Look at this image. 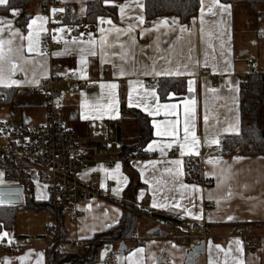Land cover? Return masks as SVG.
I'll use <instances>...</instances> for the list:
<instances>
[{
  "label": "crops",
  "instance_id": "crops-1",
  "mask_svg": "<svg viewBox=\"0 0 264 264\" xmlns=\"http://www.w3.org/2000/svg\"><path fill=\"white\" fill-rule=\"evenodd\" d=\"M47 1L51 0H26V7L0 14V39L5 42L0 62L5 83H0V92L9 93L7 100L0 99V129L11 124L40 125L45 94L39 83L73 71L86 83L68 91L57 85L63 126L83 136L96 132L97 120L108 122L115 139L109 157L118 160L113 168L95 166L80 174L84 179L91 171L100 175L102 188L117 201L85 199L72 203L65 212L66 247L71 249L72 242L85 241L114 227L121 218L122 204L133 203L148 206L156 219L177 216L183 224L206 222L209 239L193 264H264V155L218 153L223 137L240 132L239 91L249 74L246 64L264 72L259 53L260 42H264V14L255 19L245 4L203 0L201 16L199 0L195 15L185 23L166 14L146 26L144 0H103L105 6L116 7V14L99 15L89 24L85 14L91 0H54L50 12L61 18L54 21L40 14ZM67 4L75 6L80 20L76 24L62 22ZM219 4L229 6L228 11L222 12ZM53 9L63 11L54 13ZM253 23L258 26L254 28ZM49 32L52 35L47 44ZM12 64L17 66L14 70ZM177 70L182 74H168ZM161 78H184L185 92L182 96L169 92L167 100H160L156 82ZM113 84L115 88L110 87ZM123 108L141 111L150 118L153 137L144 148L154 156L127 161L119 156L122 141L116 139L115 127ZM82 115L87 118L81 119ZM126 116L120 123L124 135L135 131L136 124ZM208 151L213 156L201 162L202 180L186 181L185 157ZM0 173V186L20 187V202L14 204H21L22 181L8 180L6 168L1 166ZM25 177L31 181L34 198L47 201L48 194L36 188L33 177H37ZM205 180L211 184H204ZM43 211L44 219L52 223L53 215ZM139 219L145 224L137 222L129 239L103 244L97 261L87 264H109L102 257L110 250L117 255L118 264H185L187 253L200 244L192 239L185 246L173 234L152 233L153 225ZM239 231L245 237L239 236ZM13 232L22 247L14 253L1 252L0 264H45L43 246L48 234L21 235L15 227ZM117 248L119 253L114 252Z\"/></svg>",
  "mask_w": 264,
  "mask_h": 264
},
{
  "label": "trees",
  "instance_id": "trees-1",
  "mask_svg": "<svg viewBox=\"0 0 264 264\" xmlns=\"http://www.w3.org/2000/svg\"><path fill=\"white\" fill-rule=\"evenodd\" d=\"M145 25L152 24L154 18L165 16L166 14L176 15L180 21L185 23L195 15L199 7V0H144ZM220 2L237 4L242 3L248 6L250 11L256 15L258 6L264 4V0H219ZM13 7H26V0H9L8 4L0 5V14H6ZM116 14L115 6H105L103 0H91L87 2L85 22L94 24L99 15ZM25 15L20 17L23 20ZM75 6L67 4L62 22L65 24H76ZM21 23V22H20ZM22 24V23H21ZM239 91V113L240 132L238 134H227L221 140L218 151L220 155H264V72L253 70L245 80L241 81ZM157 92L160 100H167L168 93L173 92L178 96L186 90L185 80L176 78H161L156 82ZM9 93L3 100H7ZM123 116L116 122V139L122 141L119 152L125 161L129 156L134 155L136 148L144 147L153 137L150 118L141 111L130 108H123ZM125 115V116H124ZM129 115L135 121V131L124 135L120 128L121 120H126ZM202 160L198 156L185 157V178L186 181L199 183L202 180ZM0 166L6 168L5 177L8 180L19 179L23 183L24 198L21 204H0V231L7 228H14L16 211L19 208H32L36 211L48 210L54 217L55 236L51 239L49 248L45 255V264H87L96 262L101 247L106 243H114L119 240L129 239L136 231L137 222L142 214L140 208L133 203L122 204V214L119 222L114 227L101 231L99 234L71 244V249L67 248L68 239L65 225V212L69 205L59 204L53 206L48 201H39L34 198L32 184L28 177L20 175L8 161L0 159ZM206 184V180L204 181ZM157 233L165 230L157 229Z\"/></svg>",
  "mask_w": 264,
  "mask_h": 264
},
{
  "label": "built area",
  "instance_id": "built-area-1",
  "mask_svg": "<svg viewBox=\"0 0 264 264\" xmlns=\"http://www.w3.org/2000/svg\"><path fill=\"white\" fill-rule=\"evenodd\" d=\"M55 1H47L41 8L40 14L50 21L60 20L59 15H52L50 9ZM52 33L45 38L50 44ZM248 73H252L250 63L246 64ZM85 80H79L73 71H68L64 76H49L39 83L38 88L43 90L44 121L38 126L5 125L0 129V159L8 161L21 175H34L46 182L48 190V203L57 206L59 204L71 205L74 202L85 199H103L117 201L109 192L102 188L101 177L94 171L88 173L87 178H82V171L90 167L100 166L103 169L113 168L118 160L109 157L111 148V125L104 120H97L94 124L96 132L78 136L62 124L59 108L60 99L57 85L64 90H72L85 85ZM5 93L0 92V99L5 98ZM152 157L154 153L146 151L144 147H138L134 155L127 159ZM208 151L200 154L201 160L212 157ZM206 181V185H210ZM141 218L148 220L154 228L165 230L173 234L180 244L187 246L189 241L195 239L199 242L209 239L208 228L204 220L183 224L179 218L156 219L150 215L148 206L139 207ZM55 222L45 226L48 240L43 248L47 251L51 239L55 236ZM6 237L0 238V253H14L21 249V244L13 232V228L2 230ZM238 235L245 237L242 231ZM78 242H74L76 245ZM104 262L118 264L119 260L112 251H106L102 257Z\"/></svg>",
  "mask_w": 264,
  "mask_h": 264
},
{
  "label": "rangeland",
  "instance_id": "rangeland-1",
  "mask_svg": "<svg viewBox=\"0 0 264 264\" xmlns=\"http://www.w3.org/2000/svg\"><path fill=\"white\" fill-rule=\"evenodd\" d=\"M247 6V5H245ZM248 7V6H247ZM250 10V9H249ZM258 12H260L261 14L256 15L255 13H253L252 11H250L253 16L255 17V19H258V17L261 18V15L264 14V4L258 6L257 8ZM258 22V21H257ZM264 22V21H263ZM263 22H261V24H263ZM258 25L253 23V27L256 28ZM264 47V42H260L259 45V53L263 59L262 61V65H260V69L264 70V54H263V48ZM75 133V132H74ZM76 134V133H75ZM115 143V139L112 140V144ZM35 179V185L37 190L41 191L44 190L46 192V194H48V190L46 189V182L44 180H40L38 178H34ZM44 211H36L32 208H19L16 211V215H15V223H14V227L15 230L17 232V234H25V235H30L32 234L33 236L36 237V235H40L43 232L45 233L44 228L46 225H48L50 222L46 221L44 219ZM144 220L139 219L138 221V225L143 226L142 224H145V222H143ZM146 221V220H145ZM111 251V250H110ZM114 252L119 253L118 248L117 250L114 249Z\"/></svg>",
  "mask_w": 264,
  "mask_h": 264
},
{
  "label": "snow or ice",
  "instance_id": "snow-or-ice-1",
  "mask_svg": "<svg viewBox=\"0 0 264 264\" xmlns=\"http://www.w3.org/2000/svg\"><path fill=\"white\" fill-rule=\"evenodd\" d=\"M8 2H9V0H0V5H6V4H8ZM213 2L214 3H217L218 2V0H213ZM219 7H220V9H221V11L223 12V11H228V9H229V6H227V5H223V4H219ZM212 9L211 8H209V11H211ZM54 13L56 12V11H63V9H53L52 10ZM123 12H124V7L123 6H121V14H123ZM203 13H204V7H203V0H201V16H203ZM17 13H16V11L15 10H13V15H16ZM39 19V18H38ZM139 20H140V22L141 23H143L144 22V20H143V17H139ZM103 22V21H102ZM109 23H111V21H108ZM0 23H3V21H0ZM160 23H162V24H167V21H161ZM173 23H175V20L173 21ZM201 24H203V19H201ZM29 29H31L32 28V24H29ZM129 30H131V29H129ZM184 29H181V31H183ZM0 31H2V29H0ZM119 31V30H118ZM201 31H203V29H201ZM13 35H15V33H13ZM4 41L2 40V39H0V62H3V60H4ZM8 43H11V41H8ZM32 49H31V47L29 48V51H31ZM9 51H11V49H9ZM17 66H16V64H12V69L14 70L15 68H16ZM161 73H157V75H160ZM168 74L169 75H180V74H182L179 70H177V71H175V72H173V71H169L168 72ZM0 83H5V77H4V69H3V67L2 66H0ZM12 83H16V81H12ZM191 84H192V81H189V85L191 86ZM101 87H104L103 85H101ZM110 87L111 88H115L116 87V85L115 84H113V85H110ZM192 89H191V87L189 88V91H191ZM87 117H85V116H81V119H86ZM205 119H207V117H205ZM187 131H188V129H187V126H186V128H185V132L187 133ZM193 139H195V137L193 136ZM214 143H218L219 141H213ZM151 147V146H150ZM182 155H183V152L181 153ZM117 168H119V165H117ZM2 173H0V177H2ZM102 187H103V185H102ZM153 206H155V205H153ZM7 236V233H0V238H3V237H6ZM138 251H140V250H138ZM5 264H8V262L7 261H5Z\"/></svg>",
  "mask_w": 264,
  "mask_h": 264
},
{
  "label": "water",
  "instance_id": "water-1",
  "mask_svg": "<svg viewBox=\"0 0 264 264\" xmlns=\"http://www.w3.org/2000/svg\"><path fill=\"white\" fill-rule=\"evenodd\" d=\"M20 187H7L0 186V203L2 204H14L20 202ZM158 228H153L152 233L157 232ZM125 247L122 245L121 249ZM205 243L203 241L200 242L199 245L193 247L186 256L185 264H193L194 261L198 258L199 255L204 251Z\"/></svg>",
  "mask_w": 264,
  "mask_h": 264
}]
</instances>
